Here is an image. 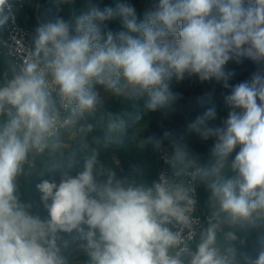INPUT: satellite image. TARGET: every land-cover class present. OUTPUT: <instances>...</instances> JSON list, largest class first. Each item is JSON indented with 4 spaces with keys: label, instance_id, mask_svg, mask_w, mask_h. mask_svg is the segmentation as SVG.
Returning <instances> with one entry per match:
<instances>
[{
    "label": "clouds",
    "instance_id": "9594fccd",
    "mask_svg": "<svg viewBox=\"0 0 264 264\" xmlns=\"http://www.w3.org/2000/svg\"><path fill=\"white\" fill-rule=\"evenodd\" d=\"M19 3L0 0V264H264V76L230 86L226 71L264 62V0H156L142 18L89 0L71 20L46 18L27 43L4 35ZM116 19L121 29H108ZM193 76L231 87L223 127L208 126L214 107L187 126L215 138L210 152L143 130L132 144L163 152L167 170L148 183L139 166L111 162L127 114L111 104L146 95L149 111L171 110V82ZM38 162L60 173L37 186L44 214L16 182ZM251 231L254 256L237 248Z\"/></svg>",
    "mask_w": 264,
    "mask_h": 264
},
{
    "label": "trees",
    "instance_id": "16d2710c",
    "mask_svg": "<svg viewBox=\"0 0 264 264\" xmlns=\"http://www.w3.org/2000/svg\"><path fill=\"white\" fill-rule=\"evenodd\" d=\"M30 2L27 4V10L31 11V4L36 2L37 0H29ZM89 0H71L70 3H64L61 5L60 10L57 9V0H39L40 2V13H43L46 18H51L54 15H58L65 20H71L72 14L75 11L76 14H79L81 7L84 5L85 2ZM91 2L98 4L101 8L105 6L115 7L118 3H124L131 5L135 8L136 13L139 17L142 18L143 14L147 9L142 4V0H91ZM107 28L112 31H119L121 29V24L118 19L108 21ZM27 25L30 29L35 31L37 25L34 19H31L27 22ZM255 69V62L251 59L245 58L241 63L233 64L231 70H227L233 72L234 75L228 81L229 84H234L236 81L244 82L248 81L251 82V75ZM3 63L0 61V75L3 74ZM193 78L199 83V93L202 92L204 89V84L206 81L199 80L198 77L193 76ZM210 81L217 82L219 85H224L223 81H218L216 78L209 79ZM192 83L189 84V88L192 89ZM147 96L136 100V101H129L126 102L124 100H119L115 103L111 104L110 111L113 113H127L124 116L126 128L124 133L121 136V142L113 145L108 152V156L111 162L114 164L120 163V165L124 168L125 172L130 171L131 167L139 166L142 169L143 174H150L154 173V165L156 163V151L152 148H148L145 151H139L135 148L132 144L131 138L133 137L134 131L137 126L144 120L145 115L136 116V112L138 109L147 101ZM205 102L199 105V111L197 112V117L204 113ZM227 109H229L227 107ZM150 114L154 116L155 112L150 111ZM163 127L158 129L154 126H151L148 131L146 132L145 136H155L158 139L163 138V134L165 131L170 132L171 129L175 126V121L171 122L169 120H163L162 122ZM214 127H221V121L217 122ZM101 134L100 130H97L93 133V135ZM213 137H209L207 140L202 139L198 134L191 132L190 134V142L192 150L196 154L207 155L209 151V142ZM167 140H163V144L167 143ZM74 174V173H73ZM149 175V176H150ZM60 173L55 170H47L45 175L41 178H38L37 181L34 183V196L36 197L39 202H41L42 193L37 187L40 183L44 180H51L56 179L59 181ZM199 197H200V204L203 205L204 201L207 197V193L204 191L203 188L199 190Z\"/></svg>",
    "mask_w": 264,
    "mask_h": 264
},
{
    "label": "rangeland",
    "instance_id": "374dc122",
    "mask_svg": "<svg viewBox=\"0 0 264 264\" xmlns=\"http://www.w3.org/2000/svg\"><path fill=\"white\" fill-rule=\"evenodd\" d=\"M26 3H29V0H24ZM156 0H143V5L146 9H149ZM87 7H84L85 11ZM39 18L42 22L45 21L46 17L43 13H39ZM233 64L235 62H229L226 65V71L231 70ZM260 74L264 76V62L257 63L255 62V69L252 73L251 77L254 75ZM251 78V80H252ZM193 85L192 89L189 88V84ZM240 83V81H236L234 84H229L230 86H234ZM199 83L193 78H185L183 81L177 82L173 80L171 82V89L173 92L179 94V99L174 104L171 110L166 109H157L152 116L150 111L146 109L145 106H142L136 112V116L148 115L153 121L156 127H163V120H169L171 122L175 121V126L170 132L175 137H183L184 143L187 144L190 151H192L191 142H190V134H186L185 129L188 124L196 119V114L199 111V105L205 102L204 112L210 108L214 107L216 110V118L214 120L208 121L209 127H214V125L221 120V127H223V122L227 119L228 113L230 109H227V106L224 103V96L230 94L231 87L225 88L224 85H219L217 82H213L207 80L204 84V89L199 93ZM148 99V98H147ZM144 110V111H142ZM240 111V110H237ZM147 121V120H146ZM145 120H143L142 127L146 124ZM138 132V131H137ZM183 132V133H182ZM185 133V134H184ZM140 134L139 132L136 134ZM27 172V171H26ZM150 175V174H148ZM144 180L146 178H143ZM79 253H75L74 255H78Z\"/></svg>",
    "mask_w": 264,
    "mask_h": 264
},
{
    "label": "crops",
    "instance_id": "0c3cea01",
    "mask_svg": "<svg viewBox=\"0 0 264 264\" xmlns=\"http://www.w3.org/2000/svg\"><path fill=\"white\" fill-rule=\"evenodd\" d=\"M88 3H89V1L84 3V5L81 7L79 13L82 10H84V7H87ZM142 4H143V0H142ZM126 102H129V101H126ZM142 106H145V103H143ZM142 111H144V110H142ZM196 118H197V114H196ZM144 120L145 121L147 120L145 122L146 124L142 127L141 126L143 124V121H142L137 126V128L135 129L133 136L135 134H137L138 132L140 134H142L143 130H144V135H145L146 132L148 131V129L151 126L156 127L153 124L154 123L153 121H155V120L151 119V117H148V115H145ZM156 128L160 129L161 127H156ZM185 131H186V134H191V132H188L187 128L185 129ZM189 137H190V135H189ZM214 142H215V138L213 137L211 139V141L209 142V151L212 148ZM238 150L239 149L237 148L236 151H238ZM192 152L195 153L193 150H192ZM234 155H235V152L233 153V158H234ZM47 170H48V168L45 165L40 164L38 162L36 169H34V170L30 171V172L27 171L24 174L18 176L17 177V181H16L17 182V188H18L20 201L22 203H32L33 206H34L33 207V211H40L41 214H44L43 213V205H42V202H39V200H37L36 197L34 196V188H33V186H34V183L37 181L38 178H41V177H43L45 175ZM143 178H146L145 181H147V182L149 181V175L148 174L144 173L143 174ZM238 236L240 237V239H243L245 241L243 245L237 244L238 250L240 252H246V253L254 256L256 254V252L258 251V245H257L258 233L256 231H251V232H248L247 234H245L244 232H238ZM75 257H76V259H78L80 261L86 260V257L83 254H81V253H79L78 255H75Z\"/></svg>",
    "mask_w": 264,
    "mask_h": 264
},
{
    "label": "built area",
    "instance_id": "2783aa9c",
    "mask_svg": "<svg viewBox=\"0 0 264 264\" xmlns=\"http://www.w3.org/2000/svg\"><path fill=\"white\" fill-rule=\"evenodd\" d=\"M27 4L28 3H26L24 0H20L18 11L16 12L15 24H9L4 33L5 37H7L10 32H14L12 34V38L22 37L25 43H27L29 42L31 35L34 34L33 30L28 27L27 22L31 19H34L37 26L42 23L41 19L39 18V0L31 4V11L27 10ZM163 147L169 153L171 152L169 142L163 144ZM163 154V152L156 151V163L154 165L155 170L154 173L149 176V183L157 179L161 170H167L168 168V166L161 159Z\"/></svg>",
    "mask_w": 264,
    "mask_h": 264
}]
</instances>
